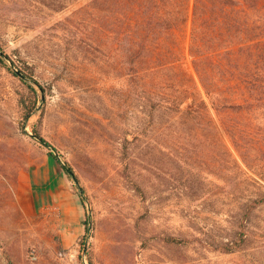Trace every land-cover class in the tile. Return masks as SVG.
Wrapping results in <instances>:
<instances>
[{"label":"rangeland","instance_id":"1","mask_svg":"<svg viewBox=\"0 0 264 264\" xmlns=\"http://www.w3.org/2000/svg\"><path fill=\"white\" fill-rule=\"evenodd\" d=\"M91 9L0 0V264H264V204L234 187L228 153L262 184L264 169L227 136L146 120L132 66Z\"/></svg>","mask_w":264,"mask_h":264},{"label":"trees","instance_id":"2","mask_svg":"<svg viewBox=\"0 0 264 264\" xmlns=\"http://www.w3.org/2000/svg\"><path fill=\"white\" fill-rule=\"evenodd\" d=\"M91 10L116 34L146 120L168 114L184 138L206 130L216 139L227 136L247 168L264 169V0H92ZM14 73L39 86L25 72ZM24 107L27 119L30 106ZM196 124L201 135L190 132ZM33 135L83 193L70 164L36 130ZM228 155L234 187L251 186L249 208L264 204V184ZM89 222L86 213L84 239Z\"/></svg>","mask_w":264,"mask_h":264}]
</instances>
